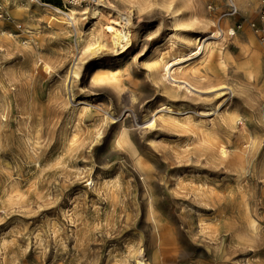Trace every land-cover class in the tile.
<instances>
[{
	"label": "rangeland",
	"instance_id": "374dc122",
	"mask_svg": "<svg viewBox=\"0 0 264 264\" xmlns=\"http://www.w3.org/2000/svg\"><path fill=\"white\" fill-rule=\"evenodd\" d=\"M144 1L127 16L140 28L133 46L99 48L91 38L94 51L77 78V29L85 35L96 21L81 19L76 28L40 5L69 13L62 0H29L24 15L11 5L0 17V264H121L142 244L149 247L150 193L176 239L171 264H264V69L250 76L228 36L234 26L254 30L261 0L254 17L239 14L228 25L227 1L204 0L233 57L221 65L201 55L174 66L167 82L181 86L176 95L164 91L154 61L171 63L188 51L167 43L175 31L165 0ZM186 79L202 92L177 82ZM225 87L235 89L231 101ZM206 99L224 105L200 117L194 111ZM164 102L174 105L175 120L159 112ZM154 116L163 120L144 127ZM121 122L143 126L134 134L150 191L114 144ZM89 173L96 191L84 187Z\"/></svg>",
	"mask_w": 264,
	"mask_h": 264
},
{
	"label": "bare ground",
	"instance_id": "6f19581e",
	"mask_svg": "<svg viewBox=\"0 0 264 264\" xmlns=\"http://www.w3.org/2000/svg\"><path fill=\"white\" fill-rule=\"evenodd\" d=\"M226 1L228 7L232 1L238 10V14L235 15L229 13L230 9H228L223 16L228 17V19L224 20V24L226 25L233 22L239 14L247 15L248 19L254 17L259 7L257 0ZM28 2L29 0H5L8 7H11V5L15 6L17 12L21 13V15H24L26 11H28L25 9ZM204 2V0H165L162 3V7L166 10V13L171 15L172 27L174 29L173 31H175V34L168 38L167 43L171 44V50H180L181 52L184 50L188 51L184 55H179L176 61L171 63L167 62L163 64V58H158L154 61V70L157 80L162 84L164 91L168 94L176 95L181 93V86L176 88L177 86H171L167 82L169 77L173 76V71L175 70L173 68L174 66L201 55H207L210 61L218 60L221 65L226 63L225 58L233 57V52L230 49L228 50L226 46L225 31L223 30L222 23L218 24L208 16L207 12L203 9ZM108 4L109 3H105V0H100L96 6H92L91 8L71 6L66 9L69 13H66L62 9L51 4H40L45 8L54 9L58 14L68 16L76 28L81 19L96 21V25L94 24L96 27L85 35L80 34L77 29V36L82 49L80 54L74 60L71 69V73L76 78L80 76L83 67L86 65L87 53L94 51V49L91 48L92 43L89 41L91 38L97 39L95 44H98L99 48H109L112 46V49H115V45H120L125 48V52L134 44L131 36H133V34H138L140 31L139 26L134 23L131 24L132 19L127 16L128 14L132 16L133 12L136 10L138 12L141 11L145 4H147L146 1L115 0V3L111 4V6ZM110 11H116L117 15L111 14L108 16V22L104 23L103 16L106 12L109 13ZM123 20L127 21L123 23ZM128 25H135V29L128 31ZM178 28L186 29V34L180 37L177 31ZM231 29L233 28H230V30ZM211 39L217 40L212 41ZM234 43L242 50L240 53V57L243 61L242 67L247 73L250 76L260 74L264 69V43L258 41L255 31L249 29L247 24L240 25ZM161 53V50L157 47L156 54L159 56ZM47 68L48 70L52 69L51 66H48ZM192 80L186 79L177 82L185 84L187 91L190 93L193 91L201 93L202 90L200 84ZM225 89L230 90L231 96L229 99L231 101L232 96L236 93L235 89L232 87H225ZM219 94L222 95L223 93ZM204 101L205 106L202 109L194 111L200 117L213 116L217 114L224 105L222 102L214 104V102H211V99H206ZM80 103L85 104L86 102ZM226 105H228V103ZM100 106L104 105L101 104ZM161 107L162 108L159 111L160 113L169 112L168 117L175 120V118L172 117V114H170L174 108V105L171 102H164ZM88 109L92 108L89 107ZM72 113L74 114V111ZM157 117L158 116H154L146 121L144 127L154 128L157 125L158 120H163L162 116V118L160 116ZM225 120L227 119L225 118ZM142 127H127L121 122L120 132L117 135L114 144L119 152H125L131 158L136 170L142 176L146 188L150 191L148 186V173L145 169L143 160L138 155L134 134L135 130ZM98 141L99 139L97 142ZM223 154H225L224 151ZM83 183L87 191H96L98 186L97 179L93 177L92 173L85 176ZM148 216L153 228L151 238L148 240L150 254L148 253L146 245L142 244L133 256L124 257L121 260V264H171L175 262V257L171 254V250L177 245L176 239L172 235L171 230H169L164 224L160 223L162 221L158 217V202L155 195H151V193Z\"/></svg>",
	"mask_w": 264,
	"mask_h": 264
},
{
	"label": "built area",
	"instance_id": "2783aa9c",
	"mask_svg": "<svg viewBox=\"0 0 264 264\" xmlns=\"http://www.w3.org/2000/svg\"><path fill=\"white\" fill-rule=\"evenodd\" d=\"M63 6L65 9H68L71 6L79 7H92L96 6L100 0H62ZM231 14H238L236 5L231 1L229 4ZM8 5L5 3V0H0V17L6 18L8 15ZM240 26H234L233 29L228 30V36L230 38H235ZM255 34L259 42L264 43V0H261V12L258 23L253 24Z\"/></svg>",
	"mask_w": 264,
	"mask_h": 264
}]
</instances>
